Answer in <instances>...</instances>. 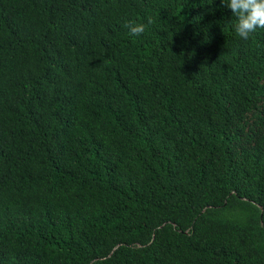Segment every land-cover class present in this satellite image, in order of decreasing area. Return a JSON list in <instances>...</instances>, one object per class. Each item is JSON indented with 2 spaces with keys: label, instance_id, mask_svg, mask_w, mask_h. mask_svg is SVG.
I'll use <instances>...</instances> for the list:
<instances>
[{
  "label": "trees",
  "instance_id": "trees-1",
  "mask_svg": "<svg viewBox=\"0 0 264 264\" xmlns=\"http://www.w3.org/2000/svg\"><path fill=\"white\" fill-rule=\"evenodd\" d=\"M227 3L0 0V264H264V29Z\"/></svg>",
  "mask_w": 264,
  "mask_h": 264
},
{
  "label": "clouds",
  "instance_id": "clouds-1",
  "mask_svg": "<svg viewBox=\"0 0 264 264\" xmlns=\"http://www.w3.org/2000/svg\"><path fill=\"white\" fill-rule=\"evenodd\" d=\"M225 7L236 18L235 31L242 40L249 39L257 29H264V0H228ZM152 23L153 20L148 18L147 25ZM147 25L128 22L124 26L129 30L130 36L139 37L145 32Z\"/></svg>",
  "mask_w": 264,
  "mask_h": 264
}]
</instances>
